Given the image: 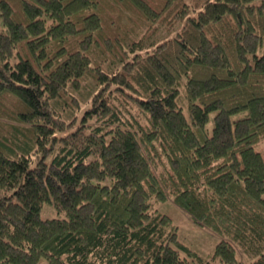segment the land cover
<instances>
[{
    "label": "trees",
    "instance_id": "trees-1",
    "mask_svg": "<svg viewBox=\"0 0 264 264\" xmlns=\"http://www.w3.org/2000/svg\"><path fill=\"white\" fill-rule=\"evenodd\" d=\"M263 140L264 0H0V264H264Z\"/></svg>",
    "mask_w": 264,
    "mask_h": 264
},
{
    "label": "rangeland",
    "instance_id": "rangeland-1",
    "mask_svg": "<svg viewBox=\"0 0 264 264\" xmlns=\"http://www.w3.org/2000/svg\"><path fill=\"white\" fill-rule=\"evenodd\" d=\"M241 114L234 115V119L240 117ZM214 121L211 118L208 129L211 130ZM256 149L262 151L264 155V140L256 145ZM162 211L170 214L174 221L179 225V235L180 239L188 244L198 256L202 258H210L216 243L220 240V237L213 233L212 231L203 228L193 222L189 215L178 207L173 202H167L160 205L159 207ZM52 208L46 205L44 208V216L52 215ZM238 256L243 259L242 253L238 251ZM195 258V257H194Z\"/></svg>",
    "mask_w": 264,
    "mask_h": 264
}]
</instances>
